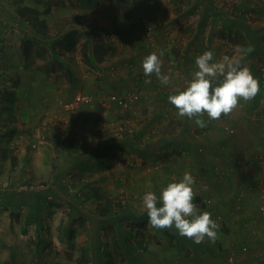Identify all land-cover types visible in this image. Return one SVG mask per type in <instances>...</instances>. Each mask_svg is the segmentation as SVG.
Wrapping results in <instances>:
<instances>
[{"label": "rangeland", "instance_id": "obj_1", "mask_svg": "<svg viewBox=\"0 0 264 264\" xmlns=\"http://www.w3.org/2000/svg\"><path fill=\"white\" fill-rule=\"evenodd\" d=\"M15 1L17 0H4L3 5L7 8L4 11H2L3 8H0V155H6L5 159L0 158V189L10 188L15 190L16 188L14 189V186L16 187V185L24 182H47L51 185L49 177L51 175V170L47 165L52 159L53 153H59L60 150L63 149L61 147L64 145V173L61 177L64 188L59 189L58 195L52 197V199H56L53 202V207L58 208V211L53 217L51 224H48L49 220L47 219L45 222H41V227L44 228L42 230L44 237H47L46 233H52L51 239L49 238L48 240L49 244L44 246V248L48 246V250L51 249L52 251V254L49 255L51 256L49 257V259H51V264H61V261L60 263L54 262L55 259L58 258L62 260V264H94L92 262V260L94 261L93 251L97 243L95 234L98 229L100 240L104 244V249H108L112 254L111 261L108 259L105 260L104 258V261H106L105 263L122 264L125 259L123 253L119 252L113 254L115 248L112 250L110 249V245L107 246L110 242L109 235L111 233L109 219L101 218L95 213L94 207L96 200L93 195L87 196V194L89 190L91 191L92 187H98L101 191L109 193V195L116 194L118 197L122 198L129 194L131 198H133L134 204H136L133 206L141 210L139 201H141L142 204L143 195L147 191H150L148 189L149 183L156 179L158 167H162V165H172L173 163L183 165L188 162L189 157L187 153L182 152V148H180V144H178L179 141H177L178 143L173 141L170 144V150L173 151L170 152V154L169 150L166 151L167 153L162 151L159 155L157 152L160 149L156 148V144H154V146L149 148L150 151H153L150 156H138L143 152L147 144L151 145L156 142L152 140L147 143L148 136L152 135L154 138L159 137L161 132H163L164 123H168L169 118L177 119V117H175L176 115L170 114L169 110H165L166 114L161 113V119H155L152 126L144 128V126H142L143 120L146 119L149 114L152 115V113H155L153 107L149 109V107L147 108V106H144L145 109L142 107V110H139L138 114H130L129 110L123 111L114 105L107 108L100 106L102 109L97 105L89 108V111L100 110L99 115H101V120L106 123H101V125L89 123L88 125L87 122L91 121V119H88L87 122L84 121L79 127L73 126L69 130V122L74 121L81 105L77 107L78 109H66L62 107L61 102L67 99L64 98V81L60 82V80L57 79L56 83L59 93H55L52 96L51 94L49 95V99L53 100L49 102V104L53 106L52 112L54 111V113H56L53 119H57V121H51L49 125H47L42 121V114L45 113L42 111V107L36 110L33 108L34 106H27V104H25V101L28 103L35 94L34 92H30V86L25 82L24 78L31 75L34 77L33 80H35L37 73L35 74V72L28 71L38 68L43 62L38 60L27 67L22 65L24 57L21 51V39L26 36V34H30L33 31L34 22L29 21L26 22L27 24H23L13 15ZM21 1L28 5L37 6L42 10L49 7V14L46 16L44 15L45 19L48 21L60 22L63 17L68 15L66 12L69 11H71L70 15H81L79 19L80 23L76 26L78 29H74L77 30V36H79L78 49L70 54L80 59L85 65V69L79 67L77 68V72H80V69H82L88 74L91 79L90 81L94 80L95 77L96 79H101L102 75L107 77L110 73L108 70H113L114 67L112 66L114 64L102 62L99 58L97 59L96 52H90L91 49H87L88 46L90 48L92 46L89 44L84 46V51L87 55H92L91 53H94L93 62L94 59L95 61L97 60V62L96 65L88 61L85 63L83 60L82 43L86 39L85 34L87 29H83L84 24L88 25L92 23V26L96 24L95 27H98L96 31L97 39L93 47L95 50H97V48L107 49L105 54L112 53L109 52L110 43H107L108 35H110L107 29L116 19L122 22L125 20V17L130 18L132 23H134L133 26L139 23L141 31L144 30L143 23L152 26V38L147 40V44L134 42V45H136L138 49L142 47L148 50L154 49L168 56L164 74H169L171 71L174 84L171 86H155V88L159 87V90L156 89L155 94H161L162 96L167 95V97L173 94L176 88H183L185 83L182 77L190 79L191 73L195 70L194 62L197 56L205 51H212L214 53V58L218 60L224 55L232 56L237 46V43L230 44L227 47L222 45L220 33L222 28L225 27L226 17L221 12L208 15L207 18H205V22L203 21L204 23H201L204 19L203 0H201L194 13L187 14L183 17H177L176 10L174 9V0H95L97 8L96 11H94V15V12L88 10L90 9L88 7L81 10L80 6H82V4L79 0ZM236 1L239 0H216L218 3L225 2V7H232L233 3ZM189 5H191V2L188 1L187 5H185L188 7L186 8L183 6L182 9L187 10ZM243 5L245 7L244 9H248L246 12L249 11L252 15H258L260 17H255V20H253L255 23H264V13H261L262 10H260L261 8L264 9V0H246ZM120 7L124 9H119ZM119 32L120 31H118V33ZM125 45V42L120 43L118 47L121 48V46L124 47ZM33 47L32 49H35L37 46L34 45ZM171 58L175 59L174 63L176 62V65H174V67L170 65ZM104 60H106V58H103V61ZM126 60L127 59H124V62L119 64L121 65V71L127 73V71L132 70V66ZM258 63L260 65L259 70L264 71V64H262L264 63V59H260ZM242 64L243 66H247L248 61H242ZM25 73H27V75ZM140 73L143 72L141 71ZM22 74L26 76L23 78ZM53 79L52 76L51 79L47 77L44 81L45 86L52 89ZM140 88L141 87L134 86V84L131 83V86L126 90L132 92ZM143 89L146 88L143 87ZM130 92H125V95H117L126 96ZM78 93L85 92L78 91L75 94ZM141 94L147 97L142 98L141 96L138 101L145 99L146 102H150L149 94L145 91ZM157 97L159 98L158 95ZM150 103L154 102L151 101ZM110 116H112V118H107ZM60 118H63L64 124H60ZM126 120L129 121L127 126L132 128L134 135L129 137L130 139L120 140V136L123 135L124 131L118 130L117 128L121 126L124 127L122 122H126ZM147 129L149 130L146 131ZM229 129H231V126L226 128L228 132ZM168 130L173 132L171 127L168 128ZM199 131V134L203 132ZM141 132L144 134L139 135ZM63 133L64 144L63 141H61V134ZM97 137H100V139H108L111 143H116V146L109 149H97ZM70 139L71 142L69 141ZM84 150L86 154L83 153ZM139 150L140 152L135 153V151ZM49 151L50 157L48 155ZM166 155H168L169 158H166ZM35 156L38 162L46 166L39 168L35 166L32 167L31 162L35 159ZM12 161H14V163ZM52 167L55 169L54 164H52ZM24 190L30 191V189ZM22 213L24 212L22 211ZM124 224L125 223H123V225ZM60 228L64 229V236ZM67 229L74 230V238L72 239L71 245L68 243V241L71 240L66 237ZM47 230L49 232H47ZM59 233H61V239H64V242L61 241V243L58 244L52 238L57 234L59 235ZM37 236L39 237V233L35 236L31 234L25 237L32 262L35 260L33 258L37 256L36 247L38 248V246L34 242L37 240ZM2 240L1 236V246ZM40 248H42V246ZM86 258H88V260L83 261V259Z\"/></svg>", "mask_w": 264, "mask_h": 264}, {"label": "crops", "instance_id": "obj_2", "mask_svg": "<svg viewBox=\"0 0 264 264\" xmlns=\"http://www.w3.org/2000/svg\"><path fill=\"white\" fill-rule=\"evenodd\" d=\"M3 3L4 0H0L2 11L7 8ZM88 10L96 11L95 8ZM260 10L264 9L261 8ZM70 12H66V14L70 15ZM46 22L50 27H54V24L58 21L46 20ZM90 25L92 26L93 24L89 23L88 26ZM133 25L134 23H132L131 19L125 17L122 22L116 19L113 24L108 26L109 39L112 40L113 38L109 46V52L112 53H104L101 56V60L102 62L113 63L112 67L114 68L113 70H108L110 73L107 77L102 75L101 79H96L95 77L94 80L90 81L88 74L82 69L77 72V68H84L85 66L80 59L73 57L67 51L59 55L57 53L56 58L58 60H64L65 64V61H67L73 68L76 80L69 82L61 68H57L49 72V74H46L44 69L39 67L30 70L28 72L37 73L35 80H33L34 77L31 75L25 77L27 73L22 75L23 78L25 77V82L30 86V92H34L35 95L28 103L25 101V104L34 106L33 108L36 110L42 107V111L45 112L42 114V121L49 125V122L57 121V119H53L56 113L52 112L53 106L49 104V102L53 101L49 99V95L51 94L52 96L55 93H59L57 90V79L60 82L64 81V98L67 99L78 91L97 95L108 93L125 95L130 92V90L126 89L132 83L134 86L141 87L142 92L140 89L134 90L140 94L139 99L141 96L142 98L147 97L141 94L145 91L150 96V102H154H146L145 99L136 101L129 109L130 114H138V111L142 110L141 108L144 106L149 107V109L152 107L155 109V113L149 114L143 120L142 126L144 128L152 126L155 119H161V113L166 114L165 110H169L170 114L176 115L175 108L167 101V95L155 94L156 89L159 90V87L155 88V86H163L155 75L146 77L143 73H140L142 71L141 62L143 58L155 52L162 61V73L164 74L168 56L154 49L148 50L143 47L138 49L134 42L147 44V40L142 34L139 23L135 24L136 26ZM263 25L264 23L261 22H252V28L260 33L258 36L259 40L258 37L257 40L262 47L259 48L258 53L256 52L258 47L256 49L253 48L252 55L249 56L247 54L243 59L244 62H247V58L252 57L251 66L249 63L247 66L250 71L252 69V75L259 81V94L250 102L241 101L236 110L228 116H222L219 120L208 121L207 116H204L206 127L203 128L196 126L194 119L181 118L177 115L175 117L179 118L178 120L169 118V122L163 125L165 135L168 133V128L171 127L173 131L171 134L175 139L184 142L188 140L190 149L181 150L187 153L189 159L183 165L173 163L168 166H157L156 179L151 181L148 187L150 191L159 195L162 187L173 181L178 182L185 172L190 173L195 178L193 187L196 191V196L193 203L197 206L199 212L206 211L211 213L212 219L218 223L217 238L214 242L206 238L204 242L196 244L191 239L181 237L174 227L162 230L153 229L148 226L147 213L143 210L141 201H139L141 206V210H139L133 206L136 204H134L133 198L129 194L124 198L112 194L110 195V200H113L114 204L123 205L125 211H133L135 214L134 216H128L130 218L123 221L126 226L124 224L122 234L125 237L124 243L128 253L126 254V250L123 249L124 243H120V246L110 245V249L113 250L115 248L113 254L123 253L125 259L122 264H264V214L260 211V205L264 201V82H262L264 78L261 81L260 65L258 63L260 59H264ZM84 28L87 29L86 26ZM97 30L98 27H96L95 34ZM118 31L120 32L118 33ZM89 32L91 39L93 32ZM60 38H62V35H60ZM124 42L126 45L119 48L118 45ZM221 42L224 47L236 44L225 37L222 38ZM78 43L79 40L76 50L78 49ZM86 43L92 45L91 48L88 46L87 49L93 51V42L87 40ZM237 46H239L238 43ZM45 55L47 59L51 58V56L54 57L50 52V48L47 49ZM103 58H106V60L103 61ZM123 58L127 59L126 61L132 66V70L127 71V73L122 72L120 68L121 65L119 63L124 62ZM38 60L42 61V58L36 56L35 62ZM51 76L54 78L52 80V89L44 84L46 78L49 77L51 79ZM146 79H150L151 83L146 84ZM173 84L172 80L167 86ZM143 87L146 89H143ZM157 95L162 99H159ZM94 106H97L95 102L83 104L79 109L76 108L79 112H77L74 121L69 122L68 129L70 130L73 126L79 127L84 121L87 122L88 119H91L90 122H87L88 125L89 123H96L97 125L106 123L101 120L100 110L89 111V108ZM116 107L119 108L118 106ZM99 108L101 107L99 106ZM63 118L59 119L60 124H64ZM107 118H112V116ZM122 124L124 126L128 125L125 121ZM228 126H231V132L226 130ZM199 130L203 132L199 134ZM161 135H163V132ZM161 135L156 137V139H161ZM61 137V141L64 144V133L61 134ZM183 146L184 144H180V148ZM197 146L203 147V150L198 151L196 149ZM61 148L63 149L59 153H53L52 159L47 165L51 170V175L49 176L51 185L46 182L47 186L45 188L36 191L18 190L17 185L16 187L14 186V189H17H15L16 191L10 188L0 189V237L2 236L3 239L1 241L2 246L0 245V264H51V259H49L51 256L49 255L52 254V251L51 249L48 250V246L46 248L44 246L49 244L48 240L49 238L51 239L52 233H46L47 237H44V233H42L44 228L41 227V222H45L47 219L49 220L48 224H51L53 217L58 211V208L53 207V202L56 199H52V197L58 195L59 189L64 188L61 182V177L64 173V145ZM170 148H163V150L169 151ZM48 155L49 157L51 156L50 151ZM238 158L241 159L239 165L235 162ZM31 164L32 167L35 166L37 168L46 166L38 162L36 156ZM52 164H54L55 169H53ZM157 206H160V204L158 203ZM113 215L114 211L109 215V223L112 222L113 227L116 229L117 223ZM60 230H62V235L64 236V229L60 228ZM36 232L39 233V237L37 236V240L34 242L37 246L38 243L40 244L38 248L36 247L37 256L33 258L35 260L32 262L25 237L31 234L35 236L37 235ZM47 232L49 231L47 230ZM98 232L99 229L97 230V235L95 234L96 237L99 236ZM52 239L58 244L61 241L64 242V239H61V233ZM243 245H247L249 249L243 251ZM41 246L42 248H40ZM230 253L234 254V261L232 262L227 260V256ZM60 261L62 264L60 258L55 259L54 262L60 263Z\"/></svg>", "mask_w": 264, "mask_h": 264}, {"label": "clouds", "instance_id": "obj_3", "mask_svg": "<svg viewBox=\"0 0 264 264\" xmlns=\"http://www.w3.org/2000/svg\"><path fill=\"white\" fill-rule=\"evenodd\" d=\"M251 47L236 46L232 56L214 58L212 51H205L195 58V70L183 88H176L167 101L176 110L178 117L194 119L196 126L206 127L208 121L219 120L236 110L241 101L247 103L260 92L258 79L250 69L243 66L244 56L251 53ZM146 77L155 75L162 85L172 82L171 71L162 73V61L155 53L145 56L141 62ZM146 84L151 80L146 79ZM195 178L185 172L177 182L162 187L157 195L147 191L142 197V207L147 213L148 226L157 229L175 228L181 237L200 244L207 238L215 241L219 228L209 212H199L193 203L196 196ZM206 190V186H205ZM158 203L160 206H157Z\"/></svg>", "mask_w": 264, "mask_h": 264}, {"label": "trees", "instance_id": "obj_4", "mask_svg": "<svg viewBox=\"0 0 264 264\" xmlns=\"http://www.w3.org/2000/svg\"><path fill=\"white\" fill-rule=\"evenodd\" d=\"M79 1L82 4V6H80L81 10H83L87 7L92 8V9H94V8L96 9V5H95L96 1L95 0H79ZM188 1L191 2V5H189V8L187 10H183L182 9L183 6L186 8L188 7V6H185V5H187ZM245 1L246 0H239V1L234 2L232 7H228V6L225 7V5H226L225 2L224 3H218V2H216V0H203L202 4H203V8H204V10H203L204 11V14H203L204 19L201 21V23L203 24L205 22V18H207L208 15L217 14V13L221 12L226 17L225 27L222 28L221 33H220L221 38H224V37L228 38L232 41V43H238L241 47H251L252 49L253 48L256 49V47H258L256 49V52H257L259 50V48L262 47L261 44H259L260 42L258 41L259 40L258 36L260 35V33L252 28V22H253V20H255V17H257L258 15L254 16L249 11L246 12L248 9L247 10L244 9L245 7L243 5L245 3ZM173 2L175 4L174 9L176 10L177 17H183V16H186L187 14L194 13L196 11L195 9H197L201 0H174ZM84 5H86V6H84ZM121 6H123V5H121ZM123 7H120L119 9L126 8V7H124V8ZM126 11H128V10H126ZM49 12H50L49 7H46L45 9L42 10L37 6L28 5L27 3H23L21 0L15 1V6L13 9V15L15 17H17L20 20V22L23 24H27L26 22H29V21L34 22L33 31L30 34H26V36H24L21 39V51H22V56L24 57L23 66L27 67V66L31 65L35 61V58L37 56V57L42 58L43 64L40 65L39 68L44 69L46 74H49V72L54 71L57 68L58 69L61 68L62 72L67 76L68 81L74 82L76 80V76H75L73 68L69 65V63L67 61H65L66 62V64H65L64 60H61L62 61V63H61V61L56 58V55H57V53H58V55L62 54L65 51L70 52V53L73 51L74 52L76 51L77 42L79 40V37L77 36V30H74V29H76L77 28L76 26L79 25L78 23H80L79 19L81 18L80 17L81 15L76 14V15H70V17H69V15L65 16L61 19L60 22L58 21L56 24H54V27H50L44 18V15L48 14ZM258 13H260V12H258ZM261 13H264V10H262ZM143 25H144V30L142 31V34L146 38V40H149L150 39L149 37L152 38V35H151V33L149 35L147 34L148 29H147L146 23L145 24L143 23ZM84 26L87 27V32L85 34L86 39L82 43V46H83L82 53L84 54L83 60L85 61V63L88 61L89 63L96 65L97 60L95 61V59H94V62H93V58H94L93 54L94 53H91L93 55V56H91V55H87L84 51V49H85L84 46L89 44V43H86L87 40H89V42H93V44L96 42L95 41L97 39V35L95 34L96 27L95 26H88L87 24H84L83 25L84 30H86L84 28ZM152 29L153 28L151 26L149 28V30L152 32ZM89 31L93 32L91 39H90V35H89L90 32ZM60 35H62V38L59 39ZM53 37L55 38V40H53L54 39ZM257 37H258V40H257ZM42 43H43V45H42ZM107 43L111 44V40L109 39V35H108ZM110 44H109V46H110ZM32 45L33 46L36 45L37 47L35 49H32V48H34ZM48 48H50V52L54 55V57L51 56V58H49V59H47V57L45 55ZM161 50H162V47H161ZM105 51H107V49H105V48H97V50H95V49L93 50V52H96V54H97V59L99 58L100 60H101V56H103ZM90 52H92V51H90ZM252 53H253V51L251 53H248V55L251 56ZM63 57H64V55H63ZM171 59H170L171 60L170 65H172L174 67V65H176V62L174 63L175 59L174 58H171ZM247 59H248L249 65L251 66L252 57H248ZM251 71H252V69H251ZM254 73H255V71H254ZM260 74L262 77L260 75L259 76H260V79L262 81L263 80L262 78H264V76L262 75L261 71H260ZM182 80L184 83H186L188 78L182 77ZM262 82H264V80ZM89 94H92V93H89ZM92 95H94V94H92ZM95 96H98V95L95 94ZM67 100H69V99H65L63 102H65ZM91 103H93V102L82 103L80 105L91 104ZM131 105H130V107H131ZM79 106H77V107H79ZM130 107H129V109H130ZM128 122L129 121L126 120V123H128ZM183 130H186V129H183ZM132 131L133 130H131L129 132H127V131L123 132V135L120 136L121 137L120 140L130 139L129 137H132L134 135V133ZM167 131H168V133L165 135V130H163V135H161L162 138L158 139V140L156 138H154L152 135H149L147 138V143L151 142L152 140L156 141V142L152 143L151 145L147 144L144 147L143 152L141 154H139L138 156H141V157L150 156L153 151H150L149 148L154 146V144H156L155 145L156 148L160 149L157 152L160 155V152H162V151L166 152L167 151V150L164 151L163 148L167 149V147H170V144L173 141H175V142L179 141V143L177 142L178 144H184V146L182 147L183 150L185 148L188 150L190 149L189 145H188V140L185 139L186 140L185 142L182 140H177L171 134V131H169V130H167ZM143 134L144 133L141 132L139 135H143ZM161 134H162V132H161ZM100 137L97 138V142H96V146H97L96 148L97 149H99V148H106V149L108 148L109 149L111 147L114 148V146H116V143H114V142L111 143V141L108 139L107 140L103 139V138L100 139ZM69 141L71 142V139ZM196 149L198 151H202L203 147L197 146ZM136 152H140V150L135 151V153ZM170 152H173V151L170 150L169 154H170ZM83 153L86 154V151L84 150ZM91 155H92V153H91ZM5 157H6L5 154L0 155L1 159H5ZM165 157L169 158L168 155H166ZM240 160L241 159L238 158L235 160V162L239 165L240 162L238 163V161H240ZM12 162L14 163V161H12ZM27 183L28 182H24V184H27ZM88 195L94 196V199L96 200L95 207H94L95 213H97L99 216L106 218V219L107 218L109 219L110 213L112 211H114L113 217L115 218V222L117 223V227L115 229L112 225V222L109 223L111 233L109 235L110 236V242L107 244V246H109L111 244L120 246V243H124V241H125V237L122 234V232H123L122 229H124L123 228V226H124L123 221L129 219L130 217H128V216H134L135 214L133 213V211L132 212L131 211H128V212L125 211V209L123 208V205L120 206L118 204H114L113 200H110L109 193H107L105 191H101L100 188H98V187H92L91 191L89 190V193L87 194V196ZM111 207H114V208H111ZM105 216H107V217H105ZM112 231H114V232L112 233ZM98 235H99V232H98ZM66 237H67V239L71 240V241H68V243L71 245L72 239L74 238V230L73 229H67ZM96 241H97V243H96V245L94 247V251H93L94 261L92 260V262L94 264H106L105 263L106 261H104V258H105V260L108 259L111 261L112 260L111 259L112 254L108 249H106V248L104 249V244L100 240L99 236L96 237ZM39 244L40 243H38V246H39ZM123 245H124L123 249L126 250L125 253L127 254L128 251H127V248L125 247V243ZM91 256H93V255H91ZM84 260H88V258L83 259V261Z\"/></svg>", "mask_w": 264, "mask_h": 264}, {"label": "built area", "instance_id": "obj_5", "mask_svg": "<svg viewBox=\"0 0 264 264\" xmlns=\"http://www.w3.org/2000/svg\"><path fill=\"white\" fill-rule=\"evenodd\" d=\"M151 26L147 25V34L149 35L151 33V31L149 30ZM151 38V37H149ZM262 75L264 76V72H262ZM140 94L138 92L132 91L130 93H128L126 96H118L117 94L114 93H110L104 96H95L89 93H78L73 95V97H71L69 100L65 101V102H61V105L63 108L66 109H72V108H76L77 106H79L82 103H87V102H95L98 106L101 107H110L111 105H115L118 106L119 109L126 111L129 109L130 105L132 103H134L135 101H137L139 99ZM122 127V128H121ZM118 127V130H123L124 132H129L132 130V128L130 126H121ZM229 131H231V129H229ZM263 145H264V141H263ZM240 161H238L239 163ZM264 162V160H263ZM46 182H37V183H20L17 185V189L18 190H23V189H30V190H39L42 188H45ZM260 211L264 214V201L261 203L260 205ZM249 249V247L247 245H243L242 246V250L243 251H247ZM227 260L228 262H232L234 261V254L230 253L227 256Z\"/></svg>", "mask_w": 264, "mask_h": 264}, {"label": "bare ground", "instance_id": "obj_6", "mask_svg": "<svg viewBox=\"0 0 264 264\" xmlns=\"http://www.w3.org/2000/svg\"><path fill=\"white\" fill-rule=\"evenodd\" d=\"M262 68V67H261ZM261 71V70H260ZM261 72H264V71H261Z\"/></svg>", "mask_w": 264, "mask_h": 264}]
</instances>
